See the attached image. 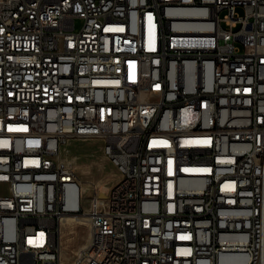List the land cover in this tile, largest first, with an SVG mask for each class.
Returning a JSON list of instances; mask_svg holds the SVG:
<instances>
[{
    "label": "built area",
    "instance_id": "2783aa9c",
    "mask_svg": "<svg viewBox=\"0 0 264 264\" xmlns=\"http://www.w3.org/2000/svg\"><path fill=\"white\" fill-rule=\"evenodd\" d=\"M63 215L73 264H264V0H0V264H62Z\"/></svg>",
    "mask_w": 264,
    "mask_h": 264
},
{
    "label": "rangeland",
    "instance_id": "374dc122",
    "mask_svg": "<svg viewBox=\"0 0 264 264\" xmlns=\"http://www.w3.org/2000/svg\"><path fill=\"white\" fill-rule=\"evenodd\" d=\"M76 25L80 28L82 20L77 19ZM66 152L72 157H77L75 167L82 180L91 178L96 183H104L103 185L112 184L116 180L117 170L105 157L101 142L73 141ZM73 219H65L61 222L62 226L59 223L57 225L56 238L61 249L62 264H71L75 261L79 251L89 243L91 237L90 234L88 241L85 240V235L88 233L87 223L80 224L75 218Z\"/></svg>",
    "mask_w": 264,
    "mask_h": 264
},
{
    "label": "bare ground",
    "instance_id": "6f19581e",
    "mask_svg": "<svg viewBox=\"0 0 264 264\" xmlns=\"http://www.w3.org/2000/svg\"><path fill=\"white\" fill-rule=\"evenodd\" d=\"M74 170H75V172H76V174L78 175V172H77V170H76V167H75V162H74ZM73 218H75L76 220H77V222L78 223H87V222H85V221H88V217L87 216H85V215H63L62 217H61V219H60V222H59V224L61 225V222L63 221V220H65V219H73ZM74 220V219H73ZM76 222V221H75ZM87 225V224H86ZM62 226V225H61ZM84 231V230H83ZM89 235H90V232L88 231V233L85 235V240H87L88 241V238H89ZM91 238V237H90ZM89 244V243H88ZM87 244V245H88ZM86 245V246H87ZM85 246V247H86ZM85 247H83L80 251H79V253H78V255H77V258H78V256L81 254V252L85 249ZM76 258V259H77ZM75 259V260H76ZM75 261H73L71 264H73ZM20 264H27V262H20Z\"/></svg>",
    "mask_w": 264,
    "mask_h": 264
},
{
    "label": "crops",
    "instance_id": "0c3cea01",
    "mask_svg": "<svg viewBox=\"0 0 264 264\" xmlns=\"http://www.w3.org/2000/svg\"><path fill=\"white\" fill-rule=\"evenodd\" d=\"M81 245H82V244H81ZM81 245H80V247H81ZM80 247H79V248H80ZM79 248H78V249H79ZM78 249L76 250V252L78 251Z\"/></svg>",
    "mask_w": 264,
    "mask_h": 264
}]
</instances>
